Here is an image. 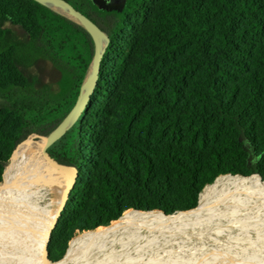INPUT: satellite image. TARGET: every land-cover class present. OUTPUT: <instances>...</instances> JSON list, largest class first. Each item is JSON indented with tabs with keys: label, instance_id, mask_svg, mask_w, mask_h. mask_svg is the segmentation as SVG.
<instances>
[{
	"label": "trees",
	"instance_id": "trees-1",
	"mask_svg": "<svg viewBox=\"0 0 264 264\" xmlns=\"http://www.w3.org/2000/svg\"><path fill=\"white\" fill-rule=\"evenodd\" d=\"M66 1L109 45L84 111L48 150L75 180L52 261L126 211L186 212L220 176L264 178V0H124L110 14L93 0ZM7 23L73 74L62 99L23 75L27 48L5 44ZM95 53L90 32L69 17L0 0V182L19 145L40 147L73 110Z\"/></svg>",
	"mask_w": 264,
	"mask_h": 264
},
{
	"label": "rangeland",
	"instance_id": "rangeland-1",
	"mask_svg": "<svg viewBox=\"0 0 264 264\" xmlns=\"http://www.w3.org/2000/svg\"><path fill=\"white\" fill-rule=\"evenodd\" d=\"M121 5L116 8H98L91 3L94 10L107 14L114 13L117 8L121 9ZM5 28L8 30L6 45L16 44L20 48H27L22 53L29 56L30 62L26 68H22V73L32 87L46 89L54 100L62 99L73 85V74L52 57L38 50H30L28 36L22 28L10 23ZM39 149L35 141L29 139L19 145L14 153H18L20 161L27 155L39 153ZM14 153L0 182L1 262L16 261L36 253L39 234L46 225L47 214L54 209L57 198L45 189H39L38 184L32 188L22 185L18 180L23 170L19 163L7 176ZM32 190L37 191L36 196L31 195ZM138 213L146 212L129 210L123 216ZM120 220L121 218L110 226L99 228L116 226L114 224H119ZM229 221L183 226L178 231L167 229L166 235L160 239L152 238L145 242L141 252L135 258H129L128 264H264V214L250 216L242 213ZM253 222L260 224L254 233L263 231L261 236L246 235L244 230L248 224L254 225ZM94 231H86L70 239L64 256L76 239L84 233Z\"/></svg>",
	"mask_w": 264,
	"mask_h": 264
},
{
	"label": "bare ground",
	"instance_id": "bare-ground-1",
	"mask_svg": "<svg viewBox=\"0 0 264 264\" xmlns=\"http://www.w3.org/2000/svg\"><path fill=\"white\" fill-rule=\"evenodd\" d=\"M55 9L66 13L58 7ZM18 159V153H14L7 176L19 163L23 170L18 180L22 185L32 188L38 184L39 189H45L57 198L54 209L47 214L46 225L38 233L36 253L16 261L3 260L0 264H49L44 255L45 240L65 190L66 180L42 160L38 153L27 155L20 161ZM32 191L31 195L36 196L37 191ZM242 213L250 216L264 214V180L258 175L220 176L202 190L196 209L176 212L169 217L160 212L125 214L119 224H114L116 226L84 233L71 244L66 256L58 260V264H128L129 258H135L141 252L145 242L152 238L160 239L166 235L167 229L178 231L183 226L230 222L229 220ZM253 223L255 224H248L244 230L246 235L261 236L263 231L254 233L260 224Z\"/></svg>",
	"mask_w": 264,
	"mask_h": 264
},
{
	"label": "water",
	"instance_id": "water-1",
	"mask_svg": "<svg viewBox=\"0 0 264 264\" xmlns=\"http://www.w3.org/2000/svg\"><path fill=\"white\" fill-rule=\"evenodd\" d=\"M34 1L52 8L53 10L61 13L62 15L69 17L70 19H72L73 21H75L76 23L84 27L92 35L94 42H95V46H96V53H95L93 64L83 84L81 94L79 96V99L75 107L70 112V114L67 116V118L62 122V124L50 135V137L46 141L42 143L39 149V153H38L42 160L49 163V165L53 167L56 171H58L61 175H63V177L66 180L65 190L60 198L59 205L57 207L51 227L48 230L47 237L45 240V245H44V255H45L46 261L49 264H58V261H52L49 258V252H48L49 243L51 240L52 232L58 223L61 213L63 212L67 202L69 201L70 194L73 189L75 180L70 170L67 167L63 166L53 156H51L48 150L57 140H59V138H61L67 132V130L77 120L79 115L84 111L96 87L99 72H100L101 61L109 45V38L92 20L86 17L79 9H77L74 5H72L66 0H34ZM93 1L98 5L102 4L101 0H93ZM109 5L112 6V4H109ZM55 7L62 9L66 13L56 10ZM260 178L262 179V177ZM151 212H155V213L160 212L166 217L171 216L162 211H151Z\"/></svg>",
	"mask_w": 264,
	"mask_h": 264
},
{
	"label": "flooded vegetation",
	"instance_id": "flooded-vegetation-1",
	"mask_svg": "<svg viewBox=\"0 0 264 264\" xmlns=\"http://www.w3.org/2000/svg\"><path fill=\"white\" fill-rule=\"evenodd\" d=\"M92 1V0H90ZM124 0H101L102 4L98 5L96 4L99 8L102 6V7H105V8H109V7H117L119 6L120 4L123 3ZM109 4H112V6H110Z\"/></svg>",
	"mask_w": 264,
	"mask_h": 264
}]
</instances>
